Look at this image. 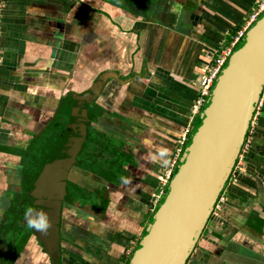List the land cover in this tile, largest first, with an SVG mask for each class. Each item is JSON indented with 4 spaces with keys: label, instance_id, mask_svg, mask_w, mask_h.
Here are the masks:
<instances>
[{
    "label": "crops",
    "instance_id": "0c3cea01",
    "mask_svg": "<svg viewBox=\"0 0 264 264\" xmlns=\"http://www.w3.org/2000/svg\"><path fill=\"white\" fill-rule=\"evenodd\" d=\"M260 1L3 0L0 218L8 192L20 183L21 152L43 137L62 96L89 89L100 74L106 83L97 103L122 120L126 154L122 172L104 180V204L64 224L53 263L29 236L13 251L12 264L128 263L159 202L153 203L155 195L166 188L164 170L178 153L177 163L197 118L190 110L200 68L230 43ZM219 195L224 200L185 264H246L243 251L260 254L262 262L264 105L244 166L229 174Z\"/></svg>",
    "mask_w": 264,
    "mask_h": 264
},
{
    "label": "water",
    "instance_id": "95a60500",
    "mask_svg": "<svg viewBox=\"0 0 264 264\" xmlns=\"http://www.w3.org/2000/svg\"><path fill=\"white\" fill-rule=\"evenodd\" d=\"M105 80V74L99 76L89 89L75 96L69 122L29 193L33 207L40 208L49 218L51 227L46 233L34 232L51 258L59 251L60 205L66 180L86 186L96 193L102 204L108 197H104L106 179L77 173V168L72 167L85 134L86 103L99 93ZM263 84L264 9L246 29L218 72L127 264L186 263L229 177ZM84 178L91 183L85 184ZM258 257L260 254L251 252L244 255L243 261L256 264L259 260L258 264H262Z\"/></svg>",
    "mask_w": 264,
    "mask_h": 264
},
{
    "label": "flooded vegetation",
    "instance_id": "af4514ba",
    "mask_svg": "<svg viewBox=\"0 0 264 264\" xmlns=\"http://www.w3.org/2000/svg\"><path fill=\"white\" fill-rule=\"evenodd\" d=\"M98 77H96V80ZM105 83L106 80L99 93L94 94L86 103L85 134L81 140L80 148L74 156L72 167L82 168L90 175L108 180L112 179L114 174L122 172L121 164L126 154L121 133L122 120L119 121V124L110 118L111 115H105L97 103ZM75 96L67 93L60 98L55 117L47 126L43 137L33 140L32 144L21 152L20 183L11 193L8 192V195H10L8 207L4 209V213L0 218V235L4 231V234L1 235L2 238L0 236V264L13 263L15 254L13 255L12 253L19 250V243L24 238L34 236L36 243L40 247L42 246L34 230L26 226L23 212L26 208L33 207L29 193L33 188L35 179L40 174L48 157L54 151L69 122ZM50 140L54 142L51 151L44 157H40L43 144L48 143ZM83 181L88 185L91 183L85 178ZM95 194V192H91L84 185L77 184L71 179L66 180L65 193L60 205L59 240L62 237L65 223L68 224L69 221L76 220L82 214L89 215L97 210L99 205H102V202L99 201ZM214 210L213 208L211 215H215L213 213ZM41 250L45 252L43 247H41ZM45 254L47 259L53 263L52 260L54 258H51L46 252Z\"/></svg>",
    "mask_w": 264,
    "mask_h": 264
},
{
    "label": "built area",
    "instance_id": "2783aa9c",
    "mask_svg": "<svg viewBox=\"0 0 264 264\" xmlns=\"http://www.w3.org/2000/svg\"><path fill=\"white\" fill-rule=\"evenodd\" d=\"M3 6V0H0V14H1V9ZM264 9V0H261L260 2L257 3L256 7L252 10V13L250 16L247 18V20L244 22L243 26L241 27L240 30H238L235 35L233 36L232 40L227 46H224L221 48V50L218 52L216 57L212 58L208 63L204 64L200 68V74L195 80L196 84V89H197V96L196 99L194 100V103L191 107V116L194 117L198 115L200 112L208 94L210 91V88L220 71L221 67L223 66L224 62L228 58L229 54L231 53L232 49L236 45V43L239 41L241 36L244 34L246 29L251 25V23L256 19V17L259 15V13ZM264 105V84L263 88L261 91V94L259 96L258 102L256 104L255 110L253 112V115L251 117L249 126L247 128L243 143L240 147L239 153L237 155V158L234 162V165L232 167L230 176H234L236 172L241 170L244 166V160L246 157V154L248 153V150L251 147L252 144V137L254 134V120L256 118V113L259 110L261 106ZM189 132V129H186L180 139V146L184 144L186 141V136ZM178 155L175 154L170 161L168 168L164 170V173L162 175V184H166L172 174V169L176 163V156ZM163 190L159 191L154 198L153 203L156 204L161 196H162ZM224 200L223 195H218V198L215 202L214 209L217 207L219 203H222Z\"/></svg>",
    "mask_w": 264,
    "mask_h": 264
},
{
    "label": "clouds",
    "instance_id": "9594fccd",
    "mask_svg": "<svg viewBox=\"0 0 264 264\" xmlns=\"http://www.w3.org/2000/svg\"><path fill=\"white\" fill-rule=\"evenodd\" d=\"M26 226L35 231L46 233L50 227V221L47 214L40 208L28 207L23 212Z\"/></svg>",
    "mask_w": 264,
    "mask_h": 264
},
{
    "label": "rangeland",
    "instance_id": "374dc122",
    "mask_svg": "<svg viewBox=\"0 0 264 264\" xmlns=\"http://www.w3.org/2000/svg\"><path fill=\"white\" fill-rule=\"evenodd\" d=\"M54 145V142L52 140H50L48 143L46 144H43L42 148H41V153H40V157H44L45 155H47V153L49 151H51L52 147ZM49 158V157H48ZM244 252V255L248 254L247 252L243 251ZM242 252V253H243ZM253 261L256 262V259L252 256L251 258ZM259 259V257L257 258V260ZM261 261L264 263V256L262 255L261 256ZM259 260L257 261L256 264H258Z\"/></svg>",
    "mask_w": 264,
    "mask_h": 264
}]
</instances>
